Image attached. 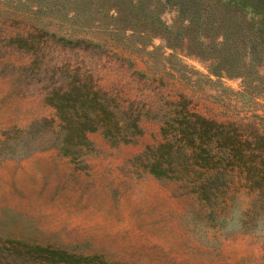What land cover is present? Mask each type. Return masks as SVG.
Instances as JSON below:
<instances>
[{"label": "rangeland", "instance_id": "rangeland-1", "mask_svg": "<svg viewBox=\"0 0 264 264\" xmlns=\"http://www.w3.org/2000/svg\"><path fill=\"white\" fill-rule=\"evenodd\" d=\"M174 1L0 0V264H15L8 240L84 257L19 264H264V211L250 210L245 189L203 199L183 170L181 179L157 177L137 159L163 142L159 118L181 98L204 117L264 135V57L244 76L215 72L195 52V32L182 29L193 23L183 18L189 8L179 13ZM195 1L207 6L202 40L212 47L223 31L244 53L246 42L221 20L226 11L242 22L236 0ZM78 81L137 110L140 133L115 143L88 132L79 155L50 147L59 118L44 97Z\"/></svg>", "mask_w": 264, "mask_h": 264}, {"label": "trees", "instance_id": "trees-1", "mask_svg": "<svg viewBox=\"0 0 264 264\" xmlns=\"http://www.w3.org/2000/svg\"><path fill=\"white\" fill-rule=\"evenodd\" d=\"M174 2L179 13L189 8L191 15L183 18L193 23L183 25L182 29L195 32L192 38L194 46H197L195 52L199 55L205 53L213 67L219 69L215 72L228 74L226 70L234 69L244 76V69L251 66L254 58L264 57V0H236L244 10L242 22L232 17L227 19L226 11L221 14L222 22L225 25L229 23L228 28H235L234 36L240 35V40L246 42L242 54L232 41L235 39L223 31L212 47L202 40L201 29L209 21L201 9L207 6H201L195 0ZM227 3L224 10L231 6L230 2ZM174 37L185 38L182 30H176ZM204 37L208 39L209 35ZM16 39L27 41L22 37ZM80 81L69 84L64 90L54 89L44 97L59 118V130L50 147H57L67 156L79 155L88 146V132L100 129L115 143L130 141L140 133L137 110L97 85L80 84ZM249 84L253 87L261 85L260 79H251ZM166 102L169 107L158 117L162 122L164 140L137 157L143 168L157 177L181 179L185 174L184 180L192 191L207 200L214 189L226 194L238 185L251 197L250 210L264 211V135L252 131L251 127L246 133H241L244 127L252 125L250 123L245 126L244 123H223L204 117L191 111L182 98ZM182 170L184 174H181ZM7 242L15 264L21 261L79 262L84 259L74 257L64 249L15 240ZM4 248L0 246L1 251Z\"/></svg>", "mask_w": 264, "mask_h": 264}]
</instances>
